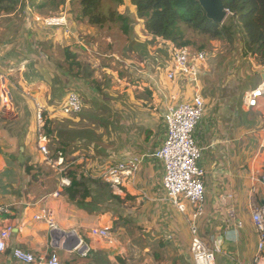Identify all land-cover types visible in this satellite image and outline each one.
I'll return each mask as SVG.
<instances>
[{
    "label": "crops",
    "instance_id": "obj_1",
    "mask_svg": "<svg viewBox=\"0 0 264 264\" xmlns=\"http://www.w3.org/2000/svg\"><path fill=\"white\" fill-rule=\"evenodd\" d=\"M43 1L24 0L14 14L0 18V207L10 209L0 217V227L13 228L0 264H18L13 258L16 248L31 253L36 264L47 261L52 232L44 221L35 220L43 214L50 215L60 231L75 232L86 247V256L58 250L61 264H195L189 222L194 210L186 204V213H181L169 201L163 188L164 163L152 157L166 140L169 108L192 101L196 93L184 76L169 80L173 62L164 61L163 48L171 43L148 35L144 20L136 18L135 7L126 0L118 11L131 16L134 32L125 37L137 35L161 47H141L138 62L123 56L125 73L139 83L111 89L110 83L95 77L96 66L86 63L87 54L99 50L106 28L80 18L81 7L74 0L57 13L40 12L37 6ZM61 14L67 16L68 34L42 22ZM67 49L80 68L70 69ZM196 66L198 91L206 104L194 133L202 150L199 165L206 172L204 214L196 222L199 236L216 251L214 264H264V248L260 251L252 221V206L264 202V100L257 108L245 103V96L264 81V66L245 54L241 41L227 53L207 50L206 61ZM70 93L83 100L79 115L59 110ZM39 108L50 121L51 158L71 164L69 169L87 185L90 196L85 201L73 203L64 193L58 199L43 196L32 185L34 170L45 164L37 145ZM101 137L107 141L102 143ZM129 160H137L139 170L125 176L121 185L94 178ZM96 228H109L111 238L91 236Z\"/></svg>",
    "mask_w": 264,
    "mask_h": 264
},
{
    "label": "built area",
    "instance_id": "obj_2",
    "mask_svg": "<svg viewBox=\"0 0 264 264\" xmlns=\"http://www.w3.org/2000/svg\"><path fill=\"white\" fill-rule=\"evenodd\" d=\"M69 0L68 2H71ZM228 15L230 14L227 10ZM48 28L61 30L65 34L70 31L67 16L61 14L49 16L42 20ZM196 59L195 62H193ZM207 59L205 51L194 52L188 48H181L175 52L173 65L168 72L169 80H175L181 75L191 80L196 89L192 101L181 102L176 106L169 108L166 115L167 137L163 146L157 150L152 157L163 161L165 174L163 178V188L169 201L181 212L186 213V203L192 206L194 213L189 219L190 231L192 235L191 253L195 264H214L216 251L210 249L200 238L198 233L197 220L204 214V204L206 201V191L204 179L205 170L199 165L202 156V150L197 145L194 133L205 111L204 98L199 93L200 70L196 63H203ZM6 106L10 104V94L4 95ZM261 100H264V81L252 89L245 96V103L248 108H257ZM84 103L77 93H70L65 103L59 109L64 115L72 116L82 113ZM37 145L40 153L47 159L51 167L60 170V173L66 174L71 164L67 166L62 159L55 160L51 158L48 149V138L43 132L44 113L41 108L37 110ZM139 170L137 160H129L112 165L103 171L99 176L94 177L97 180L110 183L113 186H119L125 176H135ZM262 191L264 194V171L261 174ZM71 187V179L62 176L59 183V191L52 194V197L58 199L63 190ZM252 221L259 235V249L264 248V202L252 206ZM8 207H0V217L8 215ZM35 220L44 221L52 232L50 248L52 253L44 264H61L58 250L71 247V237H77L75 232L65 233L60 231L55 220L50 215L43 214L35 216ZM13 234L12 227H0V254L7 250L8 242ZM90 235L95 238L108 240L111 238L109 228H96L90 231ZM83 240L78 247L72 251H80L83 247ZM87 255V251L83 253ZM13 258L18 264H36V258L29 252L16 248L13 250Z\"/></svg>",
    "mask_w": 264,
    "mask_h": 264
},
{
    "label": "trees",
    "instance_id": "obj_3",
    "mask_svg": "<svg viewBox=\"0 0 264 264\" xmlns=\"http://www.w3.org/2000/svg\"><path fill=\"white\" fill-rule=\"evenodd\" d=\"M20 1L0 0V17L15 13ZM68 1L45 0L37 8L42 13H57ZM74 1L81 7L79 17L87 19L91 26L105 29L118 25L128 37L134 32V20L131 16L118 11L126 0H107V4L104 0ZM129 3L136 9V18L144 20L146 33L154 39L170 42L176 48H188L192 45L189 33L214 41H224L232 48L237 41H241L245 54L258 65L264 66V0H224L225 8L230 14L228 22L223 25L208 20L199 0H129ZM65 54L70 69L80 68L76 56L69 49ZM49 125L50 121L44 115L43 132L46 137L51 134ZM65 176L71 179V187L65 189L64 194L73 203H77V199L85 201L90 196L86 183L79 180L75 171L68 170Z\"/></svg>",
    "mask_w": 264,
    "mask_h": 264
},
{
    "label": "rangeland",
    "instance_id": "obj_4",
    "mask_svg": "<svg viewBox=\"0 0 264 264\" xmlns=\"http://www.w3.org/2000/svg\"><path fill=\"white\" fill-rule=\"evenodd\" d=\"M22 1L24 0L20 1L18 8L22 5L21 4ZM104 1L106 2V4L108 3L107 0H104ZM27 11H22V14L26 16V14L24 13ZM6 19H1V21H6ZM227 22H228V19L225 21V23ZM101 33L104 36H101L100 37L101 41H98L99 50H97L96 53H88L87 54L88 60H86L88 61L86 63L90 64L92 67L96 66L95 67V77L97 78V80L99 82H105L106 84L110 83L111 89L114 88L115 86H119V85L124 86V84H128V83H135V82L139 83L138 79H135V77L133 78V76H131L129 73L127 74L125 73V69L124 67H122L124 64L122 61L123 56L127 57L128 59L130 58L133 62H138L139 61L138 51L139 49H142L141 47L150 45L149 48L156 51L158 47L159 48L161 47V45H158L156 42H150L147 39H140L137 35L133 39L131 37H130L131 39H127L125 35L122 33V31L119 29L118 25L108 26ZM188 38L192 42L191 43L192 45L189 46L188 49H191L194 52L206 51L207 53V50L213 51L214 49H217L218 52L227 53L229 48L230 49L232 48L224 41L223 42L214 41L206 37H199V36L193 35L192 33H189ZM202 46H203V49H200L202 48ZM132 48L135 51H131ZM184 48H187V47H184ZM179 49L181 48H176L173 44H168L165 42V46L163 48L164 61L166 63L169 60H170L169 62H173L175 52ZM114 53H118L120 55L122 54V56L118 55L116 57L114 56ZM91 58L93 59V61ZM130 64L133 65L134 63H130ZM84 112L86 113L88 112L90 114L92 113L90 109H86L84 110ZM104 141H107V138L101 137V142L103 143ZM55 146L56 147L54 149L59 147L58 144H55ZM43 161L45 164L48 162L45 157H43ZM45 164L36 168L34 170L35 171L34 175H32V185L36 186L38 189V192L41 193V195L43 196L50 195V194H53L59 191L60 180L62 176L65 175V172L60 173V170H57L56 168L51 167L49 163H48V167ZM103 168L106 169V167H103ZM104 169L101 168V170L99 171L101 172ZM63 193H65V190L61 192V194ZM183 202L188 204L185 201Z\"/></svg>",
    "mask_w": 264,
    "mask_h": 264
},
{
    "label": "water",
    "instance_id": "obj_5",
    "mask_svg": "<svg viewBox=\"0 0 264 264\" xmlns=\"http://www.w3.org/2000/svg\"><path fill=\"white\" fill-rule=\"evenodd\" d=\"M199 3L208 20L214 22L217 25H223L229 17L228 12L225 8L224 0H199ZM20 162L21 164H23L24 162L23 155H21ZM71 243V248H65L66 250H72L73 248L78 247L81 243V239L79 237H71ZM85 249L86 247L84 246L80 250V253H83Z\"/></svg>",
    "mask_w": 264,
    "mask_h": 264
}]
</instances>
